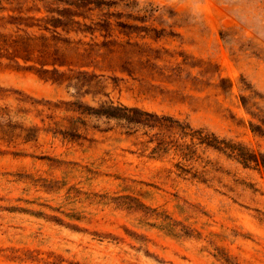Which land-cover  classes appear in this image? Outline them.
<instances>
[{
	"label": "rangeland",
	"instance_id": "1",
	"mask_svg": "<svg viewBox=\"0 0 264 264\" xmlns=\"http://www.w3.org/2000/svg\"><path fill=\"white\" fill-rule=\"evenodd\" d=\"M72 1L0 0V264H264L262 168L88 114L137 108L264 157L242 103L264 96V0H111L107 37L76 32L108 10Z\"/></svg>",
	"mask_w": 264,
	"mask_h": 264
},
{
	"label": "trees",
	"instance_id": "2",
	"mask_svg": "<svg viewBox=\"0 0 264 264\" xmlns=\"http://www.w3.org/2000/svg\"><path fill=\"white\" fill-rule=\"evenodd\" d=\"M72 3L73 7L76 8V10H98L99 12L108 10L107 13H104V18L99 19L96 23H94L93 26L86 25V29L79 30L76 33L94 35V33L99 32L102 36L107 37L105 35H110L107 32L112 28L113 18L118 19L116 21V24L118 26H120L121 24L120 22H118L120 18H118L117 15L109 13V11L114 8L115 5L111 2V0H73ZM133 4L138 5V2L133 1ZM63 13L67 14V16L72 17L71 20L73 21L74 17H82L83 19H86V17H84L83 15H72L73 13H76V11L70 8L65 9ZM129 17L132 16L129 15ZM54 20V28L57 29L59 27H62L64 29L65 26H63L62 19L56 18ZM95 26L96 28L94 29ZM123 26L128 28L129 30L134 28V26ZM255 99H259L263 103V105H259V103L255 101ZM242 103L247 114L251 117V130L264 136V96L255 93L251 97H242ZM91 111H93V113H88L89 115H96L98 117H104L108 120L122 122L123 126L127 128L128 126H140L143 128H147L148 130L159 129L160 131H162L164 128H168L169 130L176 131V133L182 139H190L192 142L191 145L186 144L179 147V150L181 151L184 158L193 156L195 152L194 147L196 144H199L228 154L229 157L236 159L246 167L254 165L255 167L262 168L264 170L263 156L254 154L241 145L221 140L215 134L209 133L203 129L194 130L189 124L181 123L174 118L159 117L137 108H129L122 105L116 106L112 102L104 103L101 108L97 110L91 108ZM156 135L162 136L163 134L158 133ZM195 141H197L198 143H195ZM156 151L162 153H165L167 151L166 143L162 139H160ZM176 168L180 177L191 175L192 178L199 179L202 176L198 173H193L191 170L180 165H176ZM118 204L126 207L129 210L144 211L145 214L154 212L152 209L140 203L137 199L131 197L118 198ZM177 226L178 224H162L160 225V228L176 235L175 233L177 231ZM181 231H186V228L183 226V229Z\"/></svg>",
	"mask_w": 264,
	"mask_h": 264
}]
</instances>
